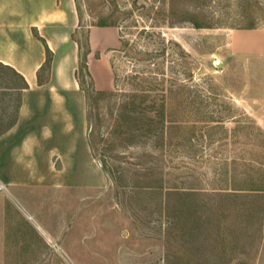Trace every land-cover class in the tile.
<instances>
[{
  "label": "rangeland",
  "instance_id": "obj_1",
  "mask_svg": "<svg viewBox=\"0 0 264 264\" xmlns=\"http://www.w3.org/2000/svg\"><path fill=\"white\" fill-rule=\"evenodd\" d=\"M75 3L81 53L89 28L118 26L112 87L98 91L113 96L81 76L107 185L0 182V264H264V55L234 37L264 30V0ZM2 76L0 88L14 84ZM17 99L0 90L2 125ZM128 100L164 102L165 123L145 110L124 119Z\"/></svg>",
  "mask_w": 264,
  "mask_h": 264
},
{
  "label": "crops",
  "instance_id": "obj_2",
  "mask_svg": "<svg viewBox=\"0 0 264 264\" xmlns=\"http://www.w3.org/2000/svg\"><path fill=\"white\" fill-rule=\"evenodd\" d=\"M77 28L73 0H0V64L27 86L15 125L0 136L2 184L78 190L107 185L92 155L86 95L76 79L79 49L72 35ZM234 37L241 48L264 55V30ZM87 41L93 88L108 91L112 73L106 52L117 47V31L91 27ZM46 48L51 62L44 70Z\"/></svg>",
  "mask_w": 264,
  "mask_h": 264
},
{
  "label": "trees",
  "instance_id": "obj_3",
  "mask_svg": "<svg viewBox=\"0 0 264 264\" xmlns=\"http://www.w3.org/2000/svg\"><path fill=\"white\" fill-rule=\"evenodd\" d=\"M73 1H75V0H73ZM75 7H76V13H77V17H78V26H79V24L81 22V13H80L79 7L77 6V3H75ZM93 27H99V28H101V27H112V28H117L118 26L116 25V22H113V23L108 24V25L100 24V25L93 26ZM194 27L196 29L201 28V26L199 24H194ZM75 33H76V31L72 35V40L77 43L78 49H79V54H78V70L76 72V79H77V81L79 83L80 88L82 89V91L86 95V92L82 88V81H81V76H82L84 79H87L88 80L90 92L93 95H102L103 94V95L113 96V92H107V93L104 94V93H100V92H97V91L94 90L93 84H92V79H91V77H90V75L88 73L87 64H86V58H87V55L89 53L88 41L86 40V43H85V46H84V52L81 53L82 47L77 42V40L75 38ZM143 33H146L147 37H149V38H154V39H156L158 41H161L160 40V36L158 35V33L154 32L153 30L150 31V32H145L143 30ZM122 39L123 38H122V36L119 33L120 46H123ZM50 62H51V53L46 48V62H45V65L43 67L44 70L49 69ZM4 72L10 73L11 76L14 78V81L15 82H14V84L9 85L8 87H7V85H6V87H1L0 90L4 89V90H9V91H13L14 93H17L18 105H17L15 111L13 112V114L11 115L10 119L8 120V122L5 125H2L1 124L3 122L2 118H3V114H4V111L5 110H1L2 114H0V136L3 135L4 133H6L9 129H11L15 125L16 120H17V116H18V111H19L20 93H21L22 90H24V89L27 88V86L24 83L23 79L18 74H16L8 66H4L2 64H0V83H3V80L5 79L2 76V74ZM113 87H115V77L113 79ZM174 87H176V86H174ZM142 103L144 104V102L142 101V102H140L139 104H137L135 106V103H133V101L128 100L122 106V114H121V117H123L124 119H130L131 120V119H134V118H132V115H134L135 113H138V112H141V111L142 112H145L146 111L149 114L152 113L151 114L152 115V118H150V119L154 120L153 118H159V119H161V120H159L161 122V124H164L165 123L164 120H163V114H162L163 113V110H164V102H159L158 108L155 109V110H151V109L149 110V108L150 107L153 108L155 105H157L156 102L153 101L152 104H151V106H147V107L146 106L143 107L142 106ZM101 168L103 170V167H101ZM157 188H159V187H155V189H157ZM170 191H173V190H170ZM193 194H194V192H187V193H182L181 192L179 195L182 196V197H189V196H192Z\"/></svg>",
  "mask_w": 264,
  "mask_h": 264
},
{
  "label": "water",
  "instance_id": "obj_4",
  "mask_svg": "<svg viewBox=\"0 0 264 264\" xmlns=\"http://www.w3.org/2000/svg\"><path fill=\"white\" fill-rule=\"evenodd\" d=\"M218 66H219V64H218Z\"/></svg>",
  "mask_w": 264,
  "mask_h": 264
}]
</instances>
